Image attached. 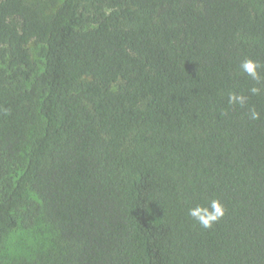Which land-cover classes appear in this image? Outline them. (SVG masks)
I'll use <instances>...</instances> for the list:
<instances>
[{
	"label": "trees",
	"instance_id": "obj_1",
	"mask_svg": "<svg viewBox=\"0 0 264 264\" xmlns=\"http://www.w3.org/2000/svg\"><path fill=\"white\" fill-rule=\"evenodd\" d=\"M245 58L264 64V0H0V250L55 235L9 264H264ZM210 199L204 229L188 209Z\"/></svg>",
	"mask_w": 264,
	"mask_h": 264
},
{
	"label": "clouds",
	"instance_id": "obj_2",
	"mask_svg": "<svg viewBox=\"0 0 264 264\" xmlns=\"http://www.w3.org/2000/svg\"><path fill=\"white\" fill-rule=\"evenodd\" d=\"M262 67H264V64H261L251 58H245L240 63V70L251 80L256 81L257 83H259L262 79L261 73L258 71V69ZM249 92L252 95H258L261 92V89L257 86H253L249 89ZM227 99L230 105L234 104L244 106L248 97L243 94L229 92ZM249 116L252 120L260 119V113L254 108L249 110ZM225 211V207L219 199H210L207 204H196L195 206L190 207L188 209V215L202 228L210 229L213 224L220 221L224 217Z\"/></svg>",
	"mask_w": 264,
	"mask_h": 264
},
{
	"label": "rangeland",
	"instance_id": "obj_3",
	"mask_svg": "<svg viewBox=\"0 0 264 264\" xmlns=\"http://www.w3.org/2000/svg\"><path fill=\"white\" fill-rule=\"evenodd\" d=\"M32 55L37 59L38 45L31 43ZM55 235L48 226L40 221L33 228H17L9 234L0 250V264H9L12 259H31L36 253L51 247Z\"/></svg>",
	"mask_w": 264,
	"mask_h": 264
}]
</instances>
